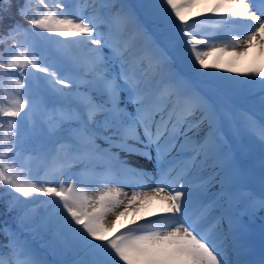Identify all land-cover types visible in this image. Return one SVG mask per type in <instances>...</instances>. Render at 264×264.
Segmentation results:
<instances>
[{
    "label": "snow or ice",
    "instance_id": "6c2138e0",
    "mask_svg": "<svg viewBox=\"0 0 264 264\" xmlns=\"http://www.w3.org/2000/svg\"><path fill=\"white\" fill-rule=\"evenodd\" d=\"M76 3L71 13L63 0H39L30 15L32 0H0V45L12 42L0 75L16 85L0 108L12 129L0 151V198L19 209L18 231L0 227V264H264V225L259 259L250 231L264 219V60L236 67L254 47L264 58V0H216L211 17L191 24L184 10L193 0ZM204 23L230 29L245 50L225 65L229 43L206 51L217 41L194 31ZM33 161L43 177L31 174ZM257 166L258 193L245 186ZM129 180L127 203L119 188L103 191ZM96 185L91 200L85 191ZM153 201L161 211L144 216ZM36 204L42 215L29 212ZM25 231L49 237L58 259Z\"/></svg>",
    "mask_w": 264,
    "mask_h": 264
},
{
    "label": "trees",
    "instance_id": "16d2710c",
    "mask_svg": "<svg viewBox=\"0 0 264 264\" xmlns=\"http://www.w3.org/2000/svg\"><path fill=\"white\" fill-rule=\"evenodd\" d=\"M48 4L50 7H55V4L57 0H47ZM125 3L131 5V3L137 7L143 2V0H124ZM63 3H65L68 6V10L71 13H77L76 7L77 3L76 0H63ZM39 4V0H32V7L29 10V14H38L37 13V8L36 5ZM16 19L19 20V22L25 27H30V24L28 21L21 19L19 17H16ZM191 24V22H190ZM197 25L194 26V31L197 32ZM209 25L206 23V27ZM204 27V28H206ZM11 41H8L5 44L0 45V59L6 60L8 58V53L4 52L3 49L10 47ZM5 69H0V73H4ZM226 75V74H224ZM221 74L220 76H224ZM193 78H195L193 74ZM16 89V85H14L11 81V78L9 76H3L0 75V108L7 107L8 106V101L10 96L13 94V90ZM257 111H258V106H257ZM18 120L20 119L19 117L17 118ZM7 118H0V151H4L6 145L9 142V138L11 135V127L10 125L6 122ZM31 174L33 176L38 177H43L45 175V169L42 165H40L38 162L33 161L31 162ZM58 183V182H57ZM248 184H251L250 181H247ZM66 190V189H65ZM0 192H6L5 188H0ZM12 195H16L15 193H12ZM10 197L9 195H4L2 198H0V227L3 226H8L11 228L13 231H18V221H17V216L19 209L14 208L12 211L8 210V201ZM21 199H23L21 197ZM39 200H45L47 197H38ZM29 212L33 215H42L44 212L43 206L36 204L30 207ZM24 236L29 240V242L33 245L34 248H36L41 254L47 256L48 259L52 260L55 262L58 257H54L51 255L50 249L48 248V239L49 237L39 234V233H34L32 231H25ZM4 241V237L0 236V242Z\"/></svg>",
    "mask_w": 264,
    "mask_h": 264
},
{
    "label": "rangeland",
    "instance_id": "374dc122",
    "mask_svg": "<svg viewBox=\"0 0 264 264\" xmlns=\"http://www.w3.org/2000/svg\"><path fill=\"white\" fill-rule=\"evenodd\" d=\"M177 2L181 3V2H184V0H177ZM193 2H194L195 6L191 9L190 12L188 10H184L185 15L187 17L191 18L189 20H192V18H194V17L196 18V20H198L199 17L203 16V15L202 16H198L197 13H205L206 15L209 14L211 16V13L208 12V9L213 7V5L216 3V0H193ZM214 18L216 19V17H214ZM220 32H222L224 34H227L226 37H223V36H211V34L213 32L204 34V35H207L210 38V40L211 39H215L217 41L215 43H209V45L207 46V48H205V50L208 51V50H211L212 48L222 47L223 46V42H228L229 46L227 47V51H226L225 55L222 57V60H223L224 64L226 65L228 60L230 59V57L228 56V53H230L232 51H235L237 53L243 52L245 50L246 46H245V44L243 42L235 43L234 45L231 43L232 36L229 35L230 29L224 28L223 30H220ZM200 35H203V33L202 34L200 33ZM217 55L218 54L213 53L212 55L208 56L207 57V62L210 63V64L213 63L215 61ZM262 60H264V58H262L259 55L258 49L254 47L253 49L249 50L245 56L239 57L236 60V67L238 68L239 71H243V70H245L247 68H251V67H260ZM197 67H198V65H197ZM208 71H210V72L211 71H215L217 74L220 71L224 72L222 70H214V69H209ZM185 73L189 74L190 72L185 70ZM225 74L226 75H231L229 73H225ZM226 75H224V76H226ZM249 144H250V146L252 148V152L254 154H256L257 155L256 157L258 158V154L257 153L261 152L260 145L258 143H256L255 141H253V142L249 141ZM141 163H143V162H141ZM145 167L151 169V164H146ZM69 183H72V181H68L66 179V187H67V184H69ZM129 183L131 184L132 181L129 180ZM149 183L151 184L152 182L149 181ZM116 188H119V191L121 193H126L127 194V196L122 195L120 197L122 200L125 201V203H127V200L131 197V194H132V190H133L132 187H130V186L124 187V186H121L120 184L109 183L107 185V187L103 188V191L114 190ZM101 190H102V186L96 185L95 187L86 190L85 191V195L89 199L95 200L101 194ZM137 191H141V190L137 189ZM89 210L91 211V208H89ZM120 210L122 211L123 209H120ZM131 211H132V209H129V212H131ZM153 211H155L157 213H159L161 211V206L156 201H153L150 205H148L145 209H143V215L146 216V217L151 216V213ZM131 219H133V217L131 215H129L128 217H122L121 220L117 223L116 227H119V226H121L123 224H126L127 221L131 220ZM136 219L140 221L139 217H136ZM113 220H115V217L113 215L109 214V215L105 216L104 223H105L106 226H110L111 222ZM262 225H264V221L259 220V217H257L254 220V227L258 228V229H261ZM113 231H114V229H113ZM110 234L111 233H109V235ZM259 237L260 236H255V235L253 236L255 241H259Z\"/></svg>",
    "mask_w": 264,
    "mask_h": 264
}]
</instances>
